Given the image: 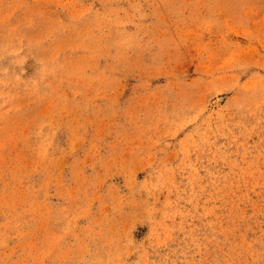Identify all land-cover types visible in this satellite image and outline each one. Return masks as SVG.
<instances>
[{"label":"rangeland","instance_id":"1","mask_svg":"<svg viewBox=\"0 0 264 264\" xmlns=\"http://www.w3.org/2000/svg\"><path fill=\"white\" fill-rule=\"evenodd\" d=\"M0 264H264V0H0Z\"/></svg>","mask_w":264,"mask_h":264}]
</instances>
